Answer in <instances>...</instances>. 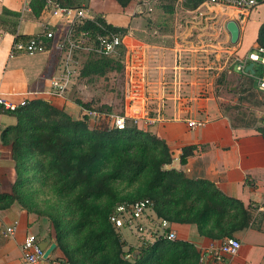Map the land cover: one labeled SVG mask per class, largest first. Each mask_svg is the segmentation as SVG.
I'll return each instance as SVG.
<instances>
[{"label": "crops", "instance_id": "crops-1", "mask_svg": "<svg viewBox=\"0 0 264 264\" xmlns=\"http://www.w3.org/2000/svg\"><path fill=\"white\" fill-rule=\"evenodd\" d=\"M28 1L0 0V12L6 9L20 13L17 34L32 36L41 34L47 26L60 27L59 21L44 11L35 17L28 7ZM143 1L138 0L132 10L130 7H120L114 0H85L80 6L101 16L108 24L126 29L129 36L123 40V47H128L127 43L132 40L134 42L133 80L140 81V97L137 99L139 104L135 107L138 110L137 129L165 140L177 162L181 149L193 146V154L186 164L179 166L178 163L176 167L181 168L188 178L209 182L226 197L241 202L244 208H250L248 227L233 235L241 245L228 264H264V212H257L253 208L264 194V139L257 130L264 128V108L255 106L253 99H249V95L254 93L259 94L262 100L264 92L258 89L257 78L252 82L249 80L253 74L236 68L238 60L244 59L259 46L256 39L260 26L264 24V3L251 10L238 23L237 13L226 8H214V20L207 16H195V9L189 10L180 5L181 12L187 15L177 20L175 13L164 14L158 7L157 14L145 13L147 9L152 10V0ZM226 14L228 18L223 19ZM230 20L236 21L239 26L238 43L230 48L214 45L215 57H222V52L234 55L230 56V67L222 64L218 70L225 71L226 80H235L232 84L227 81L222 86H227L235 95L230 104L240 102L245 106L243 108L253 110L252 117L256 118V122L249 127L241 126L244 123L231 126L228 112L219 107L214 97L189 96L191 90L188 81H207V69L210 66L205 58L207 50L198 44L194 45L188 38L192 34L200 38L207 35L215 37L220 22ZM251 27L254 29L253 42L244 47ZM14 41V34L0 29V97L16 105L24 100L41 99L77 119L81 110H85L75 104L70 94L66 93L62 98L48 94L51 79L61 69L60 55L49 49L10 57ZM249 63L246 62L245 66ZM259 68V65L254 64V72ZM145 81H157L151 85L153 88L148 89V95L155 103L150 109L143 104V91L146 90L144 86L147 85ZM160 81L169 82L162 88ZM241 95L247 96V99H241ZM189 121H201L203 125L190 128L187 124ZM0 123L5 128L13 125L15 118L0 108ZM2 150L3 146L0 144V152ZM3 160L0 155V173L3 175H0V181L4 179L0 184V192L5 193L10 191L15 173L12 163ZM150 213L154 216L153 212ZM14 221L17 222L15 234L13 237L5 236L3 230ZM174 225L177 238L191 243L198 251L223 239L201 236L193 224ZM35 229L36 226L27 213L17 206L1 210L0 264H21V244L27 234H36ZM37 240L39 243L45 240L55 243L51 235H40ZM57 251L56 246L49 258L59 259Z\"/></svg>", "mask_w": 264, "mask_h": 264}, {"label": "trees", "instance_id": "trees-1", "mask_svg": "<svg viewBox=\"0 0 264 264\" xmlns=\"http://www.w3.org/2000/svg\"><path fill=\"white\" fill-rule=\"evenodd\" d=\"M114 1L122 8H127L132 2ZM202 1L160 0L157 7L164 14H173L176 3L193 10ZM57 2L62 6L78 8L85 0ZM28 7L35 17L39 16L43 11V0H29ZM19 20L20 13L2 9L0 29L14 34L15 41H26L31 36L17 34ZM96 20L106 25L101 16L96 15ZM106 26L122 34L127 32L111 24ZM82 32L93 35L99 33L100 29L94 22H77L74 34L77 36ZM256 43L264 48V24L258 30ZM45 44L49 48L50 43L45 41ZM121 66L120 59L89 55L81 66L79 76L87 79L103 77ZM261 74V68L256 69L249 80L255 81ZM74 102L85 111H98L90 103L77 99ZM3 111L15 118L13 125L0 131V144L10 149L15 178L9 192H0V211L13 204L26 209L21 200L22 171L32 156H42L45 163L38 161L37 164L49 178L60 184L63 191L77 190L72 203L79 215L78 228L91 231L72 254L62 241L64 234L60 222L50 217L56 246L69 264H197L199 251L191 243L178 238L174 241L157 238L151 243L145 242L148 244L139 246L137 250L130 247L124 251L127 243L108 220L115 207L124 203L149 199L158 219L167 220L171 226L193 224L199 235L210 239L233 236L250 223V208H244L241 202L226 197L213 184L190 179L181 168H174L167 142L138 130L128 119L122 129L113 127L110 122L94 126L88 122L90 117L86 113L81 118L73 119L64 110L41 99L27 101L14 111ZM101 111L105 110L101 108ZM255 122L256 118L251 117L241 126L249 127ZM257 130L264 139V128ZM193 149V146L181 149L179 166L186 164ZM114 183H141L146 191L126 198L107 212H98L94 201L106 195Z\"/></svg>", "mask_w": 264, "mask_h": 264}, {"label": "rangeland", "instance_id": "rangeland-1", "mask_svg": "<svg viewBox=\"0 0 264 264\" xmlns=\"http://www.w3.org/2000/svg\"><path fill=\"white\" fill-rule=\"evenodd\" d=\"M137 1L138 0H132L128 7H130L132 10L133 5L137 3ZM148 1L150 0L143 2ZM151 2L152 10L147 9L145 13H159L157 11V6L160 3V0H152ZM174 13L177 17V20L187 15L186 13L181 12L180 7L179 5H177V3L176 5H174L173 14ZM194 15L199 16L200 14L196 13ZM224 18L227 19L228 15L226 14V16H223V19ZM217 33L218 34L215 37L212 35H207L205 36V38H200L197 37V35L193 36L192 34V36L188 38L189 40H192L194 45L198 44L199 46H202V48L207 50V52L205 53V58L207 65L210 66L207 69V81H188V86H190L191 90L189 91V96H193L196 98L214 97L219 107L228 112L227 114H229V121L232 124H243L251 119V117L253 116V110L249 107L243 108L245 106L240 102L237 103L238 105L230 104V100L234 98L235 95H233L232 92L228 90L227 86L222 87L225 85V83H227V81H229V84H232L235 81L234 79L230 78L229 80H226L224 74L225 71L223 72L221 70H218L219 65L222 64L230 67V56L233 54L229 55L227 52H222V57H215L216 51L214 50V45H216L218 41L223 42L221 45L222 47H231L228 33L226 34L222 31ZM248 35V38L244 41V47H247L249 42H253L252 38L254 35V29L252 27L250 28ZM198 41L200 43H198ZM127 45L129 46L126 48L124 46L117 55L111 57L114 59H120L122 66L118 70L110 71L103 77H92L90 79L81 78L78 75L74 78L73 81H71L66 93L71 95L70 98L73 101L77 99L82 101L83 103H90L92 107L98 109L97 112L99 113L127 116V118H129V122L133 125L132 118L135 119L136 117H138V110L135 107L139 104V102H137V99H139L140 97V81L133 80V40L127 43ZM85 59L86 56L83 54H80L78 56V60L80 61L81 65L83 64ZM145 82L147 83V85L144 86V89L146 90L143 91V94L145 95V98H143V104L145 105V107H148L150 109L155 106V103H153L154 99H152V97H149L148 89L153 88L151 87V85L157 83V81ZM160 82V84H162V88H164V84L168 83L169 81ZM240 98L247 99V96L244 97L243 95H241ZM249 99H253V101L255 102V106H262L264 108V98H262L261 100L259 94L255 95L254 93H251L249 95ZM101 108H103L107 112H102ZM85 113L86 111L81 110V114L78 116V118H81ZM88 122L90 123V125L94 126L100 123H109V121L106 119H101L98 121L94 118H90ZM0 155H2L4 159L3 161H9L13 165L10 155V149L8 147L3 146V150L2 152H0ZM172 159L173 162L171 165L177 168L178 162L176 157L173 156V153ZM38 161H40L39 163H45V160L42 158V156H32L31 159L26 162L24 170L22 171L23 183L21 187V200L26 205V209H22L18 204L13 205L17 206L21 210H24L30 217L32 223L35 224V237H38L40 235L49 237L51 235L55 242V230L53 228L50 217H53L57 221H59L61 232L64 234L62 241L64 245L68 246L70 252L73 254L77 251L85 236L91 232L89 229L78 228V225H80L79 215L76 212V207L72 203V201H74L77 190L63 191L60 187V184L49 178L48 175L43 171V169L39 167V164H37ZM1 181L3 182L4 179L2 178ZM145 191L146 190H144V188L141 186V183H137L134 185L114 183L110 186V190L106 195H104L101 199L94 201V205L96 206L98 212H107L108 210H111L117 203L125 201L126 198L133 195L138 196ZM172 229L176 233L174 224H172ZM120 236L122 240L127 243V247L124 249V251H127L130 247L133 250H137L139 246L148 244L144 242L151 243L154 241L152 240V238H149L151 236L153 237V234L135 236L131 233L126 232L120 233ZM146 238H149V241H146ZM57 253V257H59V259H62L63 261L68 263L67 258H65L64 254L59 248ZM75 258L79 259V256L75 255Z\"/></svg>", "mask_w": 264, "mask_h": 264}, {"label": "built area", "instance_id": "built-area-1", "mask_svg": "<svg viewBox=\"0 0 264 264\" xmlns=\"http://www.w3.org/2000/svg\"><path fill=\"white\" fill-rule=\"evenodd\" d=\"M264 0H203L195 8L194 12L199 13L200 17L207 16L214 18V8H226L232 10L238 15V23L244 20L245 16ZM177 5H181L177 3ZM204 9V10H202ZM202 10V11H201ZM43 11L57 19L60 27L47 26L41 34L32 35L26 41H14L10 49V57L17 54H34L55 50L61 58L60 72L51 79L50 91L48 94L53 97L62 98L66 95L67 88L73 79L78 76L81 69V63L78 60L80 54L93 56L114 57L123 47V40L128 34H122L112 31L106 25L97 22L96 15L92 14L84 7L70 8L60 5L57 0H43ZM215 20V18H214ZM90 21L94 22L100 29L99 33L89 34L88 32L74 34V26L77 22ZM226 21H221L217 32H224ZM45 41L50 43L46 48ZM222 41L216 43L222 45ZM237 70L244 72L246 62L259 65L262 74L257 77L258 89L264 92V48L257 46L249 52L244 59L237 61ZM27 100L16 105L0 97V107L6 111H14L18 106H23ZM90 118L96 120L106 119L113 127L122 129L125 126L127 117L113 114H102L95 110L86 111ZM133 125H136L137 119L132 118ZM188 126L195 128L202 126L200 121H189ZM264 125V120L262 121ZM0 123V131L2 130ZM153 203L149 199L136 201L134 203H124L115 207L109 215L108 220L112 226L120 233H131L135 236H144L153 234L152 240L157 238L174 241L177 238L171 223L164 219H158L155 215L151 216ZM257 212H264V194L261 200L253 205ZM17 222L5 227L3 234L7 237H13L16 231ZM156 226V227H154ZM146 238V241H149ZM145 243V242H144ZM240 241L233 237L227 236L218 243H212L206 248L199 251L197 264H228L240 249ZM22 259L21 264H68L56 258H43V251L39 247V241L34 234H27L21 244Z\"/></svg>", "mask_w": 264, "mask_h": 264}, {"label": "water", "instance_id": "water-1", "mask_svg": "<svg viewBox=\"0 0 264 264\" xmlns=\"http://www.w3.org/2000/svg\"><path fill=\"white\" fill-rule=\"evenodd\" d=\"M225 29L229 35V42L231 45H236L238 39H239V26L234 20H230L225 24ZM254 64L249 63L246 67L245 70L250 72L251 74H254ZM40 249L43 251V258L46 260L49 258L50 254L52 251L55 249L56 244L55 243H50L49 240H45L39 243Z\"/></svg>", "mask_w": 264, "mask_h": 264}]
</instances>
